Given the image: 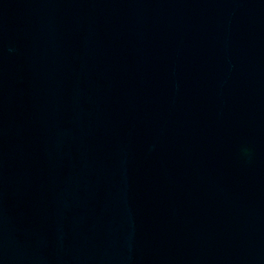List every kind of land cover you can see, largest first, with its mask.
Wrapping results in <instances>:
<instances>
[{
    "label": "water",
    "instance_id": "water-1",
    "mask_svg": "<svg viewBox=\"0 0 264 264\" xmlns=\"http://www.w3.org/2000/svg\"><path fill=\"white\" fill-rule=\"evenodd\" d=\"M0 264H264V0H0Z\"/></svg>",
    "mask_w": 264,
    "mask_h": 264
}]
</instances>
